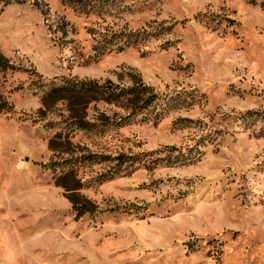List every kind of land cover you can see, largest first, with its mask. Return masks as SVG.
<instances>
[{
  "label": "rangeland",
  "instance_id": "374dc122",
  "mask_svg": "<svg viewBox=\"0 0 264 264\" xmlns=\"http://www.w3.org/2000/svg\"><path fill=\"white\" fill-rule=\"evenodd\" d=\"M13 1L0 264H264V0ZM92 83L151 92L40 111Z\"/></svg>",
  "mask_w": 264,
  "mask_h": 264
},
{
  "label": "trees",
  "instance_id": "16d2710c",
  "mask_svg": "<svg viewBox=\"0 0 264 264\" xmlns=\"http://www.w3.org/2000/svg\"><path fill=\"white\" fill-rule=\"evenodd\" d=\"M13 2V0H0V9L3 10L4 7ZM14 67L15 66L6 56H4L0 49V72L8 71L10 69H13ZM147 92H151L149 88L132 87L131 89L121 90L112 84L98 83H92L89 85L80 84L78 87L73 85L52 87L42 95V108L40 111L43 112L44 110L56 107L58 103H63L65 104L68 111L74 115L76 121L79 122L82 126L84 122L82 118L84 117V115L82 114L86 110L88 104L91 103L89 99L91 94H101L106 98L107 101H111L110 98H113L112 100H115L123 96H133L134 98H140L142 94H145ZM153 100L154 96L150 95L145 106L152 104ZM10 110L11 106L9 102L0 93V115L9 113ZM59 145L60 142H58L57 138H53L50 140L49 146L51 150L57 151ZM71 175H73V171H69L66 174V176ZM62 186L65 188V191L68 194V198L73 205V209L77 211L79 215L85 213V211L87 210L83 209V207L80 206L79 202L77 201V195L75 192V190L77 189L68 187L66 185Z\"/></svg>",
  "mask_w": 264,
  "mask_h": 264
}]
</instances>
